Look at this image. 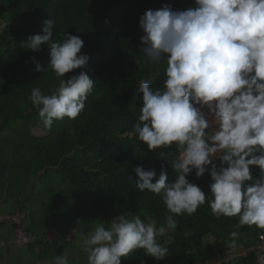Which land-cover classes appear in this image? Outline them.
<instances>
[{"label": "trees", "instance_id": "1", "mask_svg": "<svg viewBox=\"0 0 264 264\" xmlns=\"http://www.w3.org/2000/svg\"><path fill=\"white\" fill-rule=\"evenodd\" d=\"M164 5L176 11L195 6L194 0H0V200L12 202V212L25 215L24 231L38 239L26 248L38 261H46L54 245L47 238L49 229H71L78 236L81 229L89 232L96 223L129 212L151 216L158 225L165 221L161 198L135 188L134 169H154L156 179L163 169L172 183L177 153L174 148L149 151L127 135L140 114V84L163 87L166 62H146L140 51L144 33L139 19ZM48 19L56 22L54 40H62L65 32L79 36L84 42L81 54L89 56L84 69L65 74V79L85 71L95 84L80 116L58 121L51 130L29 100L35 87L49 94L58 86L50 69L35 70L37 64L47 70L50 49L42 45L33 52L24 44L42 34ZM214 163L220 167L219 159ZM251 174L258 178L260 169L252 167ZM187 179L210 194L208 172L197 178L193 171ZM176 219V231L160 238L169 250L165 264H201L232 244L231 232L238 231V246L255 242L263 231L247 225L237 228L238 217L217 219L207 203L192 216ZM207 237L211 241L206 244ZM255 261L250 254L236 264ZM159 263L143 250L122 260Z\"/></svg>", "mask_w": 264, "mask_h": 264}, {"label": "clouds", "instance_id": "2", "mask_svg": "<svg viewBox=\"0 0 264 264\" xmlns=\"http://www.w3.org/2000/svg\"><path fill=\"white\" fill-rule=\"evenodd\" d=\"M194 4L182 11L170 5L149 9L139 19L144 33L140 51L148 63L166 62L165 78L162 88L140 84V114L127 135L149 151L174 148L177 153L172 183L163 169L158 179L154 169H134L135 188L161 198L165 221L158 225L151 216L129 212L96 223L89 232L81 229L78 238L87 264H122L137 250L162 260L169 250L160 238L176 231V217L192 216L206 203L217 219L238 217L237 228L264 229V0ZM55 24L54 19L44 21L42 34L24 43L33 52L48 46L47 70L39 64L35 70L50 69L59 81L49 94L35 87L29 96L48 130L65 118L76 120L95 87L85 71L65 79L84 69L89 56L81 54L79 36L65 32L62 40H54ZM252 167L260 169L258 178ZM193 171L197 178L210 174L208 196L187 179ZM238 236V231L230 233L231 247ZM52 264H70L68 254L56 255Z\"/></svg>", "mask_w": 264, "mask_h": 264}, {"label": "built area", "instance_id": "3", "mask_svg": "<svg viewBox=\"0 0 264 264\" xmlns=\"http://www.w3.org/2000/svg\"><path fill=\"white\" fill-rule=\"evenodd\" d=\"M25 215L19 211L0 215V227L9 223L13 226L11 243L13 246L21 248L35 244L38 239L35 235L24 231L23 222ZM254 254V264H264V229L257 236L255 242L247 245H236L235 248L228 244L218 251L212 258L206 259L201 264H236L239 259L247 258Z\"/></svg>", "mask_w": 264, "mask_h": 264}, {"label": "rangeland", "instance_id": "4", "mask_svg": "<svg viewBox=\"0 0 264 264\" xmlns=\"http://www.w3.org/2000/svg\"><path fill=\"white\" fill-rule=\"evenodd\" d=\"M2 209H0V213H1ZM8 214V213H5ZM2 215V213L0 214ZM7 227V230L9 233L13 231V226L12 224H5L3 225L0 229ZM55 232V231H54ZM57 238L55 237V234L53 233L51 238L52 239H57L56 242L54 243V245L51 248V251H49L48 257L46 259V261L44 262V264H52V261L54 259V257L56 255H62L63 253H67L68 257H69V262L70 264H87V254L83 252L82 247H81V243L79 241V238L77 235L74 234V232L69 229V230H61V231H56ZM55 237V238H54ZM70 241V242H67ZM211 241V239L209 237H207L205 239V243H209ZM27 249V248H25ZM13 252H16V254H18L21 257H27L26 259H28V263L29 264H38L40 263L38 260H36V255L35 253H33L32 251L28 250V254L27 256L22 255V251L24 249H19L18 247H13V249H11ZM2 251V252H1ZM0 253L1 256L4 254V248L2 250V247H0ZM35 259V260H34ZM21 262H24V259L21 258ZM10 262V264L13 263L12 259L7 260ZM166 261L164 259L160 260L159 264H165ZM41 264V263H40Z\"/></svg>", "mask_w": 264, "mask_h": 264}, {"label": "crops", "instance_id": "5", "mask_svg": "<svg viewBox=\"0 0 264 264\" xmlns=\"http://www.w3.org/2000/svg\"><path fill=\"white\" fill-rule=\"evenodd\" d=\"M209 131H211V130L209 129ZM0 209H2V211H1L2 214L10 213V212H12L14 210L13 203L12 202L11 203H6V202L0 200ZM54 231L55 230H52V229L48 230L47 238H48V241L50 243H55L56 240H57V239H52L51 238L53 233L55 234V237L57 238L58 234L56 233V231L55 232ZM11 239H12V235H11V233L8 232L7 227H4V228L0 229V247H2V250L4 248V254L1 256V253H0V264H10V262L7 261V260H10V259H12V261H13L12 264H20V263L29 264L28 263L29 260L26 259L27 257H21L18 254H16V252H13L11 250V249H13V247H15V246L12 245ZM67 242H70V241H67ZM224 246H226V245H223V247ZM21 248L24 249L22 251V255L27 256L28 249H25L26 246L25 247H21ZM21 248H19V249H21ZM21 258L24 259V261L26 263L21 262V261H23V260H21ZM39 262L41 264H44L45 261H39ZM40 263H38V264H40Z\"/></svg>", "mask_w": 264, "mask_h": 264}, {"label": "bare ground", "instance_id": "6", "mask_svg": "<svg viewBox=\"0 0 264 264\" xmlns=\"http://www.w3.org/2000/svg\"><path fill=\"white\" fill-rule=\"evenodd\" d=\"M203 111L205 112V113H207V109L205 108V109H203ZM209 119H211V117H209ZM211 131L212 130H215V128H213V129H210Z\"/></svg>", "mask_w": 264, "mask_h": 264}]
</instances>
